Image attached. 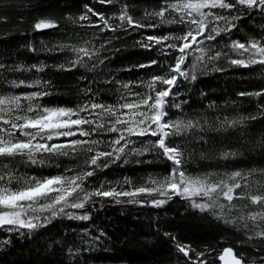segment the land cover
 <instances>
[{"label":"trees","instance_id":"16d2710c","mask_svg":"<svg viewBox=\"0 0 264 264\" xmlns=\"http://www.w3.org/2000/svg\"><path fill=\"white\" fill-rule=\"evenodd\" d=\"M161 4L162 0H118L113 4H101L99 0H0V95L46 91L50 95L39 100L41 105L68 108L87 100L117 104L124 102L121 97L134 99L123 85L129 84L132 93L146 92L141 81L164 74L178 55L171 49L167 50L169 55H161L160 45L146 49L140 42L149 35H183L186 26L171 24L101 32L104 25L98 16L88 12V8L102 13L116 26L121 23L118 20L121 7L127 5L128 13L147 25L156 24L158 20L145 18V11L159 10ZM85 14L89 20H80ZM223 14L241 15L242 18L233 21L236 27L230 32L200 45L211 46L209 54L220 52V58L202 66L196 72L195 81L178 80V88H173V92L178 91L179 95L169 99L187 103H182V110L169 108V117L199 118L201 124L206 119L213 129L196 133L204 140H196L192 135L187 139L174 138L184 149L183 170L187 174L216 173L218 175L212 177L215 180L226 173H248L255 169L253 175L241 179V183L247 182L255 193L264 191V175L259 171L264 169V95L240 93H264V65L231 64V59H246L248 54L238 55L231 50L230 44L236 40L247 43L252 38H264V10L240 7L231 12L223 11ZM40 19L55 21L58 27L35 30L34 24ZM217 23L225 26L224 21ZM97 24L99 28L93 26ZM108 38H112L111 43L106 42ZM89 41L91 43H87ZM61 45L67 47L62 51ZM73 46L99 49L92 60L84 58L88 67L96 65L93 71L79 66L71 71L59 68L61 64L65 69L71 66L69 62L76 58L71 51ZM100 60L103 63H99ZM152 60L158 63L147 68L134 67ZM192 60L189 56L185 68ZM37 80L41 85L47 83V87H15L11 83L32 84ZM88 89L91 91L85 95L83 90ZM242 118L247 119L235 127L225 123L226 131L214 130L222 121ZM116 135L103 133L91 137L104 141L94 146V151H112L113 147H119L109 144ZM131 139L135 143L128 144L124 153H114L113 157L99 162L101 166L84 182L88 192L96 189L127 192L139 187H156L151 180H162L170 175L172 162L162 157L158 150L143 154L134 151L143 149L149 139L155 140L154 137ZM56 142H64V139ZM224 152L236 155L224 159ZM93 154L80 151L69 156H45L42 166L25 164L17 157L10 166L30 176H55L64 174L66 169H71L67 174L73 175L93 170L94 166L85 164ZM117 155L119 159L115 158ZM118 199L120 202L113 197L92 196L84 208L68 207L56 216L50 212L34 213L39 216L34 222L40 226L31 230L0 227V264H204L205 261L222 264L219 256L228 247L238 257L243 255L244 264H264V239L255 237V233L264 228V221L225 222L259 210V206L250 205L247 200L234 201L239 209L231 213L226 209L224 218H218L213 211H201L193 206V200L203 202L199 197L188 199L173 193L166 197L154 192ZM161 199L166 202L157 206L154 201ZM84 215L89 219H79ZM173 237L191 246L194 251L189 252V257L178 252Z\"/></svg>","mask_w":264,"mask_h":264},{"label":"snow or ice","instance_id":"6c2138e0","mask_svg":"<svg viewBox=\"0 0 264 264\" xmlns=\"http://www.w3.org/2000/svg\"><path fill=\"white\" fill-rule=\"evenodd\" d=\"M101 4H113L118 0H99ZM127 5H123L120 10L118 20L119 25L113 26L102 13H95L88 8V12L99 17V21L104 25L100 28L103 32L106 29L117 32L120 29L129 28H156L162 25H185L187 30L183 35H149L140 42V46L150 49L160 45L161 55H169L168 49L178 53L174 58L173 65L162 75H154L149 81H141L147 89L144 93H132L131 86L124 84L123 87L129 91V95L134 99L128 100L121 97L124 101L117 104H104L87 100L78 104L74 108L68 107H48L39 103V100L46 95V91H37L22 95H0V227L14 226L17 228L35 229L40 225L34 221L39 220V216L34 213L50 212L56 216L64 212L65 208H84L85 202L92 196L113 197L119 201L120 196L135 197L141 193L159 192L166 197L169 193L183 196L188 199L199 197L203 202L197 203L193 200V206L201 211H213L218 218H224L225 210L229 213L233 209H239V205L234 201L247 200L250 205L259 206V210L249 212L247 216L240 214L226 223H235L236 220H250L253 222L264 221V191L253 193L250 185L241 179L253 175L256 170L248 173L235 171L226 173L218 179L213 180L216 173H204L202 175H190L183 170L184 149L174 140L175 137L187 139L192 135L196 140H204L203 136L196 133L213 130L211 125L201 124L200 119H184L182 116L172 119L169 117V108L181 109L182 103L170 101V97L175 98L179 92H173V88H178V80L195 81L196 72L207 63L218 60L221 53L212 51L211 46L200 47L205 40L214 41L221 33L230 32L236 27L233 21L242 18L241 15H224L223 11L239 9H261L264 10V0H162L159 10L145 11V18L157 19L156 24H144L140 20L134 19L127 11ZM222 10V11H216ZM175 15H172V14ZM80 20H89L87 14L79 17ZM224 21L225 26L221 27L217 22ZM99 28V25H93ZM211 26V27H210ZM55 21L40 19L34 24L35 30L56 28ZM203 37V39H201ZM112 38H108L107 43H111ZM174 41L172 43H166ZM87 43H91L90 41ZM67 46L61 45L63 51ZM104 48V44H101ZM232 51L240 56L246 53V59H231L230 63L237 66L249 67L251 65H264V38L250 39L247 43L239 40L232 41L230 44ZM75 59L70 61V67L65 69V65H59L62 70L71 71L74 67H85L88 71H93L96 67L93 64L88 67L87 61L92 60L98 55L99 49L87 46L72 47ZM195 53H199L195 55ZM193 60L185 68L188 57ZM207 58V59H206ZM99 63H103L100 60ZM157 60H152L148 64L135 65L138 68H147L157 64ZM2 67V66H0ZM42 70V68L40 69ZM218 70V69H217ZM13 86L26 87L41 86L47 87V83L41 85L39 80L32 84H24L21 81L17 84L11 82ZM160 85L157 88V85ZM85 95L91 89L83 90ZM240 95H264L262 92L240 93ZM211 107V105H210ZM255 119V117H251ZM243 119L233 121H222L214 129L220 131L227 123L228 127H235L242 124ZM103 133L117 134L109 144L119 146L113 147L112 151H94V146L104 143L99 139L91 137ZM154 137L149 139L143 149H134L138 154L144 151H159L160 155L172 162L170 175L162 180H151L156 187H139L132 191L117 192L115 189L101 190L96 189L88 192L84 187V182L88 177L94 175V169L100 167V161L104 158L113 157L114 153H124L128 144L135 143L131 137ZM72 137H78L71 139ZM64 139V142H56ZM123 142V144H122ZM206 142V141H205ZM84 151L93 153L85 160V164L93 167V170L76 172L68 175L71 169H66L64 174L55 176H30L18 173L15 167L10 166L17 157L21 162L30 165L42 166L45 164V156H69L77 152ZM235 152H224L222 157L228 159L234 157ZM119 159L117 155L115 157ZM106 166V165H105ZM264 175V169L259 170ZM226 176V178H224ZM239 190V191H238ZM135 202V201H132ZM166 201L156 200L157 206ZM248 207V205H244ZM219 210L216 213L215 210ZM87 220V215L79 217ZM247 227V224L244 225ZM255 237L264 239V228L255 233ZM250 237L249 239H251ZM173 240L178 252L189 257V252L194 251L190 245L181 244ZM198 256L203 253H197ZM264 259V258H262ZM219 260L224 264H244L243 255L237 256L231 247L225 248ZM204 264H207L205 261ZM255 264V262H253Z\"/></svg>","mask_w":264,"mask_h":264},{"label":"water","instance_id":"95a60500","mask_svg":"<svg viewBox=\"0 0 264 264\" xmlns=\"http://www.w3.org/2000/svg\"><path fill=\"white\" fill-rule=\"evenodd\" d=\"M222 262V264H224V262L223 261H221Z\"/></svg>","mask_w":264,"mask_h":264},{"label":"bare ground","instance_id":"6f19581e","mask_svg":"<svg viewBox=\"0 0 264 264\" xmlns=\"http://www.w3.org/2000/svg\"><path fill=\"white\" fill-rule=\"evenodd\" d=\"M222 263V262H221Z\"/></svg>","mask_w":264,"mask_h":264}]
</instances>
